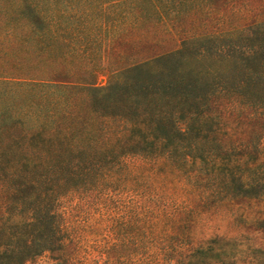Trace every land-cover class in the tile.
I'll return each instance as SVG.
<instances>
[{"label": "rangeland", "instance_id": "374dc122", "mask_svg": "<svg viewBox=\"0 0 264 264\" xmlns=\"http://www.w3.org/2000/svg\"><path fill=\"white\" fill-rule=\"evenodd\" d=\"M182 1L186 4L164 13L162 22L131 12V0L40 3L50 14L61 10L64 27L73 23L84 36L77 41L80 54L70 55L60 66L35 64L29 75L62 72L54 80L96 84L102 90L85 92V109L124 116L127 123L164 125L162 134L171 136L180 116L217 113L224 118L219 133L204 135L206 158L197 166L156 157L145 145L116 149L110 139L115 129L111 119L107 131V120L98 115L90 133L89 114L69 136L47 144L49 155L0 156V252L26 251L22 264H264V87L247 85L262 96L258 101L263 105L229 117L225 112L230 108L243 109L208 81L210 64L191 59L187 68L171 56L188 40L244 31L229 50L255 60L234 76L262 79L264 0ZM206 41L192 47L191 56L203 43L212 48L214 43L208 42L214 40ZM156 58L169 72L182 65L189 77L184 86L173 93L157 75L152 77L153 69L144 63ZM118 73L127 82H116ZM75 134L85 135L80 152L73 147ZM17 141L27 145L23 133ZM232 142L243 144L241 150L223 156L221 166L210 159L209 151ZM181 146L192 156L189 143ZM40 217L60 230L45 234V243L43 232L18 228L42 221Z\"/></svg>", "mask_w": 264, "mask_h": 264}, {"label": "trees", "instance_id": "16d2710c", "mask_svg": "<svg viewBox=\"0 0 264 264\" xmlns=\"http://www.w3.org/2000/svg\"><path fill=\"white\" fill-rule=\"evenodd\" d=\"M41 2L43 0H0V156L18 154V152L26 155H49V151L46 150L47 144L57 141L55 139L57 137L58 139L62 137L63 140L69 136L73 130L77 129V125L83 117L89 114L91 115L89 121L92 124L88 126L87 131L90 133L94 129V123L99 122L98 115L107 120V123L105 121L106 124H104L107 131L111 129L108 128V120L111 119V124L115 126V129L111 130L110 139L116 149L123 147L121 149L130 151L127 147L137 149L138 146L145 145L152 148L154 156H165L166 159L174 163H181L186 167L193 163L197 166L199 159L206 158L202 156L203 147L206 145L203 141L204 135L211 132L219 133L222 129L224 114L216 113L213 117L208 114L192 115L187 119L180 116L177 118L179 122L175 127V133L171 136V134H162L161 130L166 128L164 125H160V127L157 124H141V126L135 122L127 123L124 116H121L122 119L115 118L109 116L110 114H98L95 110L85 109L86 94L89 95L90 92L98 94L102 90L96 84L86 87L54 80L53 77L62 72L51 71L49 72L50 76L41 72L38 74V78H35L36 76L33 74L29 75L28 71L35 64L45 67L54 64L60 66L67 62L66 59L70 55L80 54L77 41L84 36V33L79 34L78 26L73 23H68L64 27L66 24L62 21L64 15L61 10L58 9L54 14H50L45 6L39 7ZM160 2L163 0H131L134 7L131 12L138 15L140 13L149 14L150 19L154 18V20L162 22L165 19L164 13L168 14V12L175 11L186 4L182 0H174L161 7ZM37 23L42 24L41 30L37 29ZM88 27L86 28L88 29ZM243 33L244 31H234L221 36H211L212 38H194L184 42L181 49L170 54L180 62H184L187 68L191 65V59H194L198 64H201V61L208 62L210 64L208 81L213 82L211 85L215 87L214 89H218L223 98L233 97L232 101L242 107V111L234 106L225 112L229 117L236 118L247 107L258 108L263 105L258 101L262 96H258L259 94L252 88L249 89L247 85L257 84L262 88L264 87V77L262 79L251 78L247 81L234 76L239 67V70H243L247 62L255 60L254 57L245 58L243 55L244 58L238 57L229 50L231 46H237L235 43L243 36ZM206 40H214L208 42L209 44L214 43L212 48H207L206 43H203L199 46L203 48H197L198 52L194 53L195 56H191L192 47H198V43L207 42ZM221 41H225V44L220 45ZM159 60L162 59L156 58L144 64L153 69L152 77L157 75L159 81L166 86L165 88H169L174 93L178 90L177 88L184 86L187 82L189 77L184 72L187 70H182L181 65L174 72H169L168 69L159 66ZM137 70L139 69H136V72ZM196 71L198 72L197 69ZM190 72L191 74L195 73L191 69ZM123 75V73L116 74L114 80L127 82ZM194 80L197 82V78ZM225 85L232 87L228 86L227 90ZM241 90L246 91V94H242ZM223 125L225 124L223 123ZM20 133L24 134L27 145L25 143L19 145L17 140ZM225 133L227 136L229 135L227 132ZM82 139H85V135L75 134L73 147L78 150L77 152H80L79 144ZM184 142L189 143L187 149L193 153L192 156L183 153L185 148L181 145ZM242 145L236 144V142L222 145L221 148L209 151L210 159L219 162L221 166L222 157L235 154L241 150ZM200 169L198 168L196 171L198 172ZM48 217L55 218V215L48 214ZM40 219L42 221L33 220L18 228H32L31 230L43 232L41 241L44 240L43 243H45V234L49 231L57 234L60 230L54 222L43 221L42 217ZM25 253L27 252L17 248L2 251L0 252V264H22V261L28 258V256H24Z\"/></svg>", "mask_w": 264, "mask_h": 264}]
</instances>
